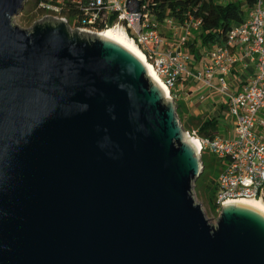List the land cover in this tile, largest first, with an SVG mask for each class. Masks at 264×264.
I'll use <instances>...</instances> for the list:
<instances>
[{"label": "water", "instance_id": "water-1", "mask_svg": "<svg viewBox=\"0 0 264 264\" xmlns=\"http://www.w3.org/2000/svg\"><path fill=\"white\" fill-rule=\"evenodd\" d=\"M0 0V264H264V211L194 195L200 146L119 42ZM138 13L141 0H127Z\"/></svg>", "mask_w": 264, "mask_h": 264}, {"label": "built area", "instance_id": "built-area-1", "mask_svg": "<svg viewBox=\"0 0 264 264\" xmlns=\"http://www.w3.org/2000/svg\"><path fill=\"white\" fill-rule=\"evenodd\" d=\"M126 2L47 0L39 4L37 11L70 24L68 13L75 9L80 15L71 27L91 33H103L111 28L123 30L144 53L170 94L175 95L179 82L185 79H193L227 94L228 111L236 121L235 136L201 137L198 130L189 133L200 142V152H209L227 162L216 182L215 211L220 214L223 204L233 201H264V0L249 9L246 21L234 26L222 45L202 50L199 54L202 69L199 71L187 66L188 57L182 48L195 31L201 29L202 20L191 18L181 26L184 35L176 48H172L158 29L161 22L156 15L144 10L143 3L140 12L131 13ZM164 24L173 30L179 26L170 17L165 18ZM237 48L242 50L241 55L235 52ZM246 59L255 67L251 81L240 90L229 92L227 76ZM215 80L220 83L219 88L214 84Z\"/></svg>", "mask_w": 264, "mask_h": 264}, {"label": "trees", "instance_id": "trees-1", "mask_svg": "<svg viewBox=\"0 0 264 264\" xmlns=\"http://www.w3.org/2000/svg\"><path fill=\"white\" fill-rule=\"evenodd\" d=\"M47 0H28L27 11H37V7L40 3ZM143 3V9L149 11L157 16L158 21L164 24L165 18L170 17L179 26H184L191 18L196 20H202V26L195 42L189 44L192 51L199 55L198 49L195 44L200 42V46L206 48H213L215 46L222 45L227 38L230 30L241 23L246 21L245 10L240 2L232 1H217V0H141ZM259 0H245L248 9H251ZM26 7V6H25ZM41 13V14H40ZM38 16H44L40 11ZM77 14V15H76ZM80 15L77 10L71 9L68 13V17H76L78 20ZM71 23V21H70ZM77 23V22H76ZM176 100V99H175ZM181 106L178 104V115L180 116ZM183 121V122H182ZM181 122L187 130L191 127V124H195L201 137H212L218 135L219 131V119L213 117L203 120L202 118H192L191 124ZM205 167V161L203 160ZM205 171V170H204ZM206 180L205 172L196 181V187L201 181ZM217 191V185L215 186L214 199Z\"/></svg>", "mask_w": 264, "mask_h": 264}, {"label": "rangeland", "instance_id": "rangeland-1", "mask_svg": "<svg viewBox=\"0 0 264 264\" xmlns=\"http://www.w3.org/2000/svg\"><path fill=\"white\" fill-rule=\"evenodd\" d=\"M244 3V7L246 8L247 4L245 2V0H243ZM40 13V11L36 12H28L27 11V5L24 8L23 12H21L20 14H18L15 19L14 22L16 25L20 26L23 29H29L32 27V25L39 21L40 19H42L43 16H38V14ZM41 14V13H40ZM245 16L246 19L248 17V10L245 11ZM77 22V18L74 17L71 20V25L75 26ZM74 28V27H72ZM163 32L165 34V36H171V34L168 32L167 28L163 27ZM130 38V37H129ZM136 44V43H135ZM137 45V44H136ZM186 53L192 54L190 51H185ZM198 53L201 54V46H198ZM198 55V54H197ZM189 61V59L187 60ZM186 61V62H187ZM187 66L189 68L192 69L194 71H199L201 70L200 64H195L193 66V64L190 62L189 64H187ZM229 82V81H228ZM216 87L219 88L220 83L219 82H215ZM208 87V86H207ZM210 87H208L205 92H212L210 91ZM229 92H232L229 90ZM215 97H213L212 99L209 98V96H205L202 100L204 101L203 103H198L197 101L193 102V106L191 107V111L193 114H196V112L198 113L200 110H204L203 111V120L206 119L207 115H215L217 117L221 116V120L219 123V135L221 137H226V138H232L235 136V126H236V121L234 120V118L230 115L226 105L228 104V97L227 94L221 93L220 91L215 93ZM171 97L175 100V95L171 94ZM210 99V100H209ZM215 99V100H214ZM209 100V101H208ZM216 101V103H218V107L219 108H223V111L219 112V108H214L215 105L213 104V101ZM176 101V100H175ZM221 110V109H220ZM216 111V112H215ZM223 114V115H222ZM183 113L180 112V116L179 118L183 120ZM194 118L193 116H190L189 118H185L184 122L186 123H190L191 124V119ZM183 122V121H182ZM195 124H191V127H189L186 132L192 134L193 130H198L196 126H194ZM201 157H202V161H205V167L203 168V172H205V176H206V180L205 181H201L198 186L194 188V195L195 198L197 200V202L199 204H201L206 216L208 219L211 220L212 223H216L217 219L219 217L220 214H218L215 211L214 208V191H215V186H216V182H217V178L221 173V170L223 167H226V160H221L218 157H216L213 154H210L209 152H201ZM204 166V164H203ZM205 170V171H204ZM202 172V173H203ZM202 175V174H201Z\"/></svg>", "mask_w": 264, "mask_h": 264}, {"label": "crops", "instance_id": "crops-1", "mask_svg": "<svg viewBox=\"0 0 264 264\" xmlns=\"http://www.w3.org/2000/svg\"><path fill=\"white\" fill-rule=\"evenodd\" d=\"M227 1L240 2L242 5H244L243 0H227ZM244 10L249 11L247 6H246V8H244ZM163 27L167 28V30L171 34V36H167V35L165 36V34L163 32ZM175 28L176 29L173 30L170 25H166V24H160V26L158 28L159 31L161 32V34L163 35V37L165 38V40L168 42V44L172 48H176V46L178 45V43L180 41V38L184 35V29L181 26H175ZM199 32H200V30L195 31L194 36L189 38L188 43L182 48V51L184 52L186 57H188V59H189V61H187V64H189L191 62L193 64V66L196 63L200 64L201 58L199 57V55H197L195 52L192 51L189 44L195 42ZM198 46H200V42H197L195 44L196 49H198ZM208 49H210V48H206V47H203L201 45V51L202 50H208ZM185 51H190L192 54L186 53ZM235 52L237 54H240V55L242 54V50L240 48H237L235 50ZM200 67L202 69L201 64H200ZM193 68L194 67H192V69L191 68L190 69L193 70ZM254 71H255L254 65L252 63H250L248 59L243 60L238 66H236V68L233 70V72H231L230 75L227 76V82L229 81L228 82L229 90L232 92H236V91L240 90L243 87V85H245L251 81L252 76L254 74ZM215 82H218V80H215ZM215 82H214V84H215ZM207 88L208 87L205 86L203 83L197 82L193 79H185V80H182L179 82L178 87L175 91V98H176L177 105L179 104L181 106L180 111H181V113H183V116H184L183 119L189 118L190 116H193L194 118H202L203 119L202 114H203L204 110H200L198 113L196 112V114H193L191 111V107L193 106L194 101H197L198 103H203L204 101L202 99L205 96H209V98H211V99L213 97H215V95H216L215 93H217L218 91L210 88L211 89L210 91H212V92H205V90ZM214 100H212L213 104L215 105L214 108L218 109L219 104L216 103V101H214ZM228 101H229V99H228ZM226 107L228 109V104L226 105ZM220 111L222 112L223 108H219V112ZM213 117H217V116L207 115L206 119H210ZM217 118L219 119V123H220L221 116H219Z\"/></svg>", "mask_w": 264, "mask_h": 264}, {"label": "bare ground", "instance_id": "bare-ground-1", "mask_svg": "<svg viewBox=\"0 0 264 264\" xmlns=\"http://www.w3.org/2000/svg\"><path fill=\"white\" fill-rule=\"evenodd\" d=\"M103 35L119 42L123 46H125L127 49H129L135 56H137L148 68L150 75L156 80V82L166 91L168 97H171V94L169 92V89L166 87L165 83L163 80L160 78V76L157 74L153 66L150 64V62L147 61L144 53L141 51V49L133 42L127 34L121 30V29H107L103 33ZM195 140L199 146L200 142L197 139H192ZM240 202H245L249 203L253 206H256L264 211V201L258 200V199H245V200H240Z\"/></svg>", "mask_w": 264, "mask_h": 264}, {"label": "flooded vegetation", "instance_id": "flooded-vegetation-1", "mask_svg": "<svg viewBox=\"0 0 264 264\" xmlns=\"http://www.w3.org/2000/svg\"><path fill=\"white\" fill-rule=\"evenodd\" d=\"M45 16H43L42 18H44ZM71 21V20H70ZM71 24V23H70Z\"/></svg>", "mask_w": 264, "mask_h": 264}]
</instances>
